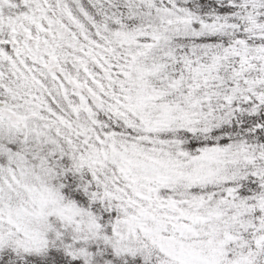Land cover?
<instances>
[{
  "label": "snow or ice",
  "instance_id": "1",
  "mask_svg": "<svg viewBox=\"0 0 264 264\" xmlns=\"http://www.w3.org/2000/svg\"><path fill=\"white\" fill-rule=\"evenodd\" d=\"M0 264H264V0H0Z\"/></svg>",
  "mask_w": 264,
  "mask_h": 264
}]
</instances>
